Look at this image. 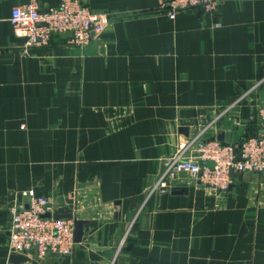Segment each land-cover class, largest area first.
<instances>
[{"label": "crops", "instance_id": "crops-1", "mask_svg": "<svg viewBox=\"0 0 264 264\" xmlns=\"http://www.w3.org/2000/svg\"><path fill=\"white\" fill-rule=\"evenodd\" d=\"M80 1L104 25L87 46L28 47L10 23L28 0H0V264H264V172L149 193L203 129L233 145L261 133L264 0L173 20L159 0ZM30 190L83 222L69 256L11 261L9 209Z\"/></svg>", "mask_w": 264, "mask_h": 264}, {"label": "built area", "instance_id": "built-area-1", "mask_svg": "<svg viewBox=\"0 0 264 264\" xmlns=\"http://www.w3.org/2000/svg\"><path fill=\"white\" fill-rule=\"evenodd\" d=\"M222 0H159V10L169 20L187 10L215 13ZM80 0H60L57 6L41 9L39 0L12 8L10 23L14 34L25 39L28 47H46L54 36L66 35L70 46H87L103 29V22ZM260 134L244 137L238 144L222 145L218 141L203 142V129L195 137L181 142L172 156L163 160L162 169L149 193L169 191L182 176L193 177L214 193L226 191L233 182V173L264 172V103L257 108ZM236 150V152H235ZM193 151L199 153L194 158ZM238 158V160H237ZM211 161L214 167L199 166ZM26 201L10 207L8 248L11 254L27 255L36 249V256L47 254L69 256L75 246L72 219L43 217L56 208L45 197L33 191L24 193ZM11 264V263H8Z\"/></svg>", "mask_w": 264, "mask_h": 264}, {"label": "water", "instance_id": "water-1", "mask_svg": "<svg viewBox=\"0 0 264 264\" xmlns=\"http://www.w3.org/2000/svg\"><path fill=\"white\" fill-rule=\"evenodd\" d=\"M63 36H66V35H63ZM67 37V36H66ZM216 140L218 142H220L222 145H228V143H226L224 141V134H220L219 136H217ZM214 141V139L212 140ZM204 142H209V141H204ZM236 152V150H235ZM238 160V158H237ZM198 165L199 166H207L209 167L210 169H212L214 167V164L213 162L211 161H199L198 162ZM231 176L234 178V177H238V178H241V174H238V173H233L231 172ZM172 193L174 194H177V193H181L183 192V190L181 189H177V188H173L172 190ZM63 203L61 202V205ZM43 217H51L55 220H58V219H72L73 220V225H74V242L75 243H78L81 241L82 239V235H83V222L81 221H77L76 219L73 218L72 214H71V210L62 205L60 208L56 209L52 214H45ZM35 252H36V249H35ZM11 261L14 262V263H20V262H26L28 261V258L25 256V255H20V254H12L11 256Z\"/></svg>", "mask_w": 264, "mask_h": 264}, {"label": "rangeland", "instance_id": "rangeland-1", "mask_svg": "<svg viewBox=\"0 0 264 264\" xmlns=\"http://www.w3.org/2000/svg\"><path fill=\"white\" fill-rule=\"evenodd\" d=\"M192 155L197 157L199 155V153H197L196 151H193Z\"/></svg>", "mask_w": 264, "mask_h": 264}]
</instances>
